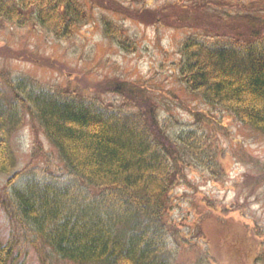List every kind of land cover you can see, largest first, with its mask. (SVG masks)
<instances>
[{"label":"trees","instance_id":"obj_1","mask_svg":"<svg viewBox=\"0 0 264 264\" xmlns=\"http://www.w3.org/2000/svg\"><path fill=\"white\" fill-rule=\"evenodd\" d=\"M86 5V0H0V20L25 26L33 18L55 39L68 40L89 20ZM262 6L252 18L246 15L245 28L215 26L187 36L179 48L178 72L190 92L264 134ZM133 12L146 16L142 22L159 15ZM101 21L106 37L133 51L115 23L106 17ZM109 86L128 103L106 104L28 75L0 71V173L8 174L1 204L16 233L31 241L41 264L52 259L73 264H173L167 237L173 184L185 169L201 168L216 182L226 175L203 132L175 130L177 121L159 118L156 102L137 83L117 79ZM26 117L58 150L67 178L30 164L13 171L16 158L10 137ZM14 242L12 231L6 242L0 241V264L15 258Z\"/></svg>","mask_w":264,"mask_h":264},{"label":"rangeland","instance_id":"obj_2","mask_svg":"<svg viewBox=\"0 0 264 264\" xmlns=\"http://www.w3.org/2000/svg\"><path fill=\"white\" fill-rule=\"evenodd\" d=\"M86 2L89 20L68 40L55 39L33 18L25 26L0 20V71L28 75L114 105L128 103L109 90L114 80L141 85L156 102L159 118L177 121L175 130L196 128L209 137L212 153L226 172L216 182L201 168L185 169L173 184L167 213L173 264H263L259 256L264 255V134L186 89L178 69L182 40L215 26L229 31L236 30L226 28H245L246 15L259 11L260 4L264 7V0ZM139 9L159 12L158 18L142 22L146 16L133 12ZM101 17L116 24L132 52L104 35ZM10 146L16 158L13 171L30 164L67 178L58 150L28 117L11 135ZM7 177L0 173V241L6 242L11 231L15 234L10 264H41L31 241L16 233L1 204ZM46 248L42 245L47 259ZM49 264L73 263L52 259Z\"/></svg>","mask_w":264,"mask_h":264}]
</instances>
